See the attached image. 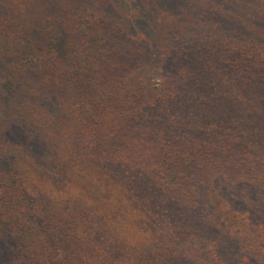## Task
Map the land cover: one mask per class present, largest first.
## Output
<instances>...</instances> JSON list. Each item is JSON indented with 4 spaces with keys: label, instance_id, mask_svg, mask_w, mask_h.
I'll list each match as a JSON object with an SVG mask.
<instances>
[{
    "label": "rangeland",
    "instance_id": "obj_1",
    "mask_svg": "<svg viewBox=\"0 0 264 264\" xmlns=\"http://www.w3.org/2000/svg\"><path fill=\"white\" fill-rule=\"evenodd\" d=\"M12 1L9 5V0H3L0 9L8 16L7 25L13 34L20 31L18 24L23 23L26 12L32 16V13L42 11L49 18L45 26L54 25L53 32L44 26L37 40L29 45L39 67H30L26 86L32 91L34 84L37 87L36 113L45 111L41 106L44 103L56 116L50 119L41 117V123H37V119L30 120L15 116V112L0 111V154L5 160L0 166V174L5 175L9 170L18 168L24 172V181L29 183L28 199L35 198L31 189L37 184L45 188L39 190L41 198L57 194L62 203L71 202L68 198H72L73 205H79L82 213L87 207L82 203L84 195L76 186L88 184L84 174L95 177L100 174L103 177L109 171H115L111 178L117 187L129 182V174L122 173L124 169L119 171L114 163L111 164L113 161L106 157L110 155H94L85 149L80 143L85 142L84 131L76 140L66 133L69 126L65 122L66 113L73 115L77 111L70 93L86 88L87 94L92 97L99 88L110 89L111 84L129 69L135 71L141 66L147 68V72L153 69V86L162 90L166 85L171 94L179 96L185 91L186 96L198 100L201 109L197 111L195 106L185 105L184 100L174 103L176 97H173L168 119L164 115L167 111L164 106L168 102L162 95L158 106L148 105L141 127L155 129L166 123L169 128H177L181 119L188 117L193 124H200L203 132L200 137L190 136L186 140L182 137L184 130H179L177 139L172 142L177 156L187 150L194 151L198 144L204 143V152L198 153L196 161L213 158V162L208 163L211 168L216 161H223L225 167L228 165L230 171L236 174L230 176L227 170V173L211 179L203 178L198 188L200 192L195 194L196 191L192 190L188 195L186 208L202 212V218L212 224L215 231L206 240H200L197 233L188 231L186 251L191 255L202 251V264H264V247L249 252L244 246L246 225L254 229L264 227V168L256 167L263 160L264 151L261 153L262 150L258 151L249 144L246 148L243 144L236 146L245 138L254 146L264 141V97L258 93L264 84V62L259 63L248 55L243 57L239 52L241 48L264 44V13H254L246 4H250L251 0H40L29 11L23 6L12 5ZM93 9L100 15L101 23L93 31L85 29L83 24H77L79 27L73 30L70 12L92 13ZM135 11L139 12L136 17L139 25L131 30L124 29L128 13ZM137 31L142 32V37H137ZM11 38L14 40V37ZM11 38L6 43L10 44ZM62 42L71 47L74 55L86 53L84 61L63 74L65 88L60 87V69L40 67L49 58L55 60V45L61 46ZM138 48L144 50L143 54L139 55ZM5 57V65H0V76L5 75L6 66L14 64L16 59L10 57L7 51ZM179 60L185 65H179ZM238 74L248 95L232 97L223 84L226 81L233 84ZM26 86L24 88V83L18 86L21 97H27ZM8 100L5 104L12 108L13 98ZM210 105L220 110L221 115L208 117L210 115L205 110H210ZM175 114L180 118L174 117ZM205 125L216 127L207 129ZM210 137L214 138L213 141ZM233 141L234 145L226 150L217 147L218 144L228 146ZM214 145L218 149L212 155ZM192 171L185 170L183 178ZM190 176L187 178L189 185L193 183ZM11 179L17 177L12 176ZM123 194L128 196L129 191L125 190ZM165 196L168 197V194ZM134 198L127 197L132 209L128 220L133 229L139 230V236L131 234V244L136 243L140 247L143 245L140 241L145 237L180 233L182 227L189 230L187 221L175 211L159 213L156 206L145 205L140 212L136 209ZM94 211L96 216L99 215L98 210ZM246 218L250 219L249 224ZM146 224L148 234L141 230ZM4 239L0 236L1 241ZM11 243L17 253L3 264L21 262L19 256L26 258V264H38L29 259L30 244L20 248L14 241ZM158 259L150 261L158 263ZM163 264L172 262L169 260Z\"/></svg>",
    "mask_w": 264,
    "mask_h": 264
},
{
    "label": "trees",
    "instance_id": "obj_2",
    "mask_svg": "<svg viewBox=\"0 0 264 264\" xmlns=\"http://www.w3.org/2000/svg\"><path fill=\"white\" fill-rule=\"evenodd\" d=\"M35 2L39 4L40 0H13L12 5L23 6L29 11ZM1 4L3 0H0ZM246 4L251 6L254 13H264V0H251L250 4ZM91 11L92 13L70 12L72 29L78 28L77 24H83L85 29L93 31L101 22L100 15L94 13L96 10ZM28 14L26 12L25 20L18 24L20 31L15 35L9 31L8 16L0 9V65H5L6 51L10 53V57H16L14 64L6 66L5 75L0 76V111L11 112V114L15 112V116H24L30 120L37 119L36 122L41 123V117L50 119L56 115L50 112L48 105L44 103H41V106L46 112L41 110V113H36L37 87L34 84V91H32L26 86V81L30 67H39L36 65V58L31 55L29 45L37 40L49 18L42 11L32 13V16ZM138 15L137 11L128 13V21L123 28L131 30L137 27L140 23L136 18ZM49 21L52 23L51 19ZM53 27L52 24L51 27L45 26V29L53 32ZM11 37H14V40ZM137 37H142V32L137 31ZM8 38L12 40L10 44L6 43ZM262 39L264 41V36ZM132 47L135 46L132 45ZM55 48V60L49 58L40 67L50 69L54 66V70L60 69V87L65 88L63 74L66 75L71 67L78 66L80 61H84L83 56L86 53L81 56L74 55L71 47L66 46L64 42L61 46L56 44ZM138 49L139 55L143 54L144 50ZM239 52L243 57L248 55L259 63L264 62L263 43L254 48H241ZM180 64L185 65L179 60ZM147 71L148 69L144 66L136 68L135 71L129 69L124 76L118 77L114 84H111L112 88H99L92 97L87 94L86 88L70 93L71 102L75 103L77 111L73 115L66 113L65 122L69 125L66 133L76 140L81 136L80 132L84 131L85 142L80 141V143H83L88 152L94 155L95 153L110 155L106 156L109 161H113L110 163H114L119 171L120 168L124 169L122 173L129 174V182H125L124 185L118 183L121 188L117 187L111 178V174L115 171H109L103 177L100 174L96 177L84 174L88 184L81 183L76 186V189L84 195L82 203L87 207L82 213L79 205H73L72 198H68L71 202L65 203L61 202L57 194L45 196L46 199L41 198L39 190H45V188L37 184L36 188L31 189L35 198L28 199L29 183L24 181V172L18 168L9 170L5 175L0 174V236L5 237L4 240H0V264L14 256L16 250L13 244H10L12 241L20 248L30 244L31 248L29 247L28 251L31 258L29 259L38 264H163L169 260L172 264L204 263L202 251L193 252L192 255L186 251L189 245L186 233L193 231L198 234L200 240H206L215 230L212 224L210 225L202 218V212L186 208L189 203L188 195L192 190L196 191L195 194L200 192L198 188L201 187L203 178L211 179L227 173V170L230 176H234L235 173L230 171L228 165L225 167L223 161L215 160L213 168L208 164L213 162V158L211 160L202 158L196 161L195 159L199 158L198 153L204 152V143L198 144L194 151L187 150L177 156L172 142L177 139L179 130H184L182 137L186 140L190 136L200 137L203 132L200 124H193L188 117L182 118L180 125L178 127L175 125L177 128H169V124L166 123H161L160 127L155 129L151 126L141 127L148 105L158 106L162 95L168 102L164 106V110L167 109L164 115L168 119L169 109L173 106V97H176L174 103L184 100L185 105L191 104L197 111L201 109L198 100L186 96L185 91L179 96L171 94V90L166 85L162 90L153 86L155 72L153 69ZM23 83L24 88L26 86L27 97L20 96L22 92L19 91L18 86ZM223 85L232 97L248 95L239 80V74L233 84L226 81ZM258 93L260 97H264V84L258 89ZM8 98H13L12 108L5 104L9 101ZM210 107V110H205L210 115L208 117L221 115L220 110L215 106L210 105ZM173 111L175 113V110ZM174 117L178 115L175 114ZM173 123L172 126H174ZM205 127L213 129L216 126L205 125ZM262 138L264 139V135ZM213 139L210 137L211 141ZM243 140L244 142L238 141L236 146L241 147L243 144L246 148L249 144L258 151L262 150L261 153H263L264 141L254 146V143L247 138ZM234 143L233 141L228 146L218 144L217 147L226 150ZM217 147L213 146L212 155L215 154ZM85 156L87 157L86 154ZM244 156L248 157V154ZM4 163L5 160L0 154V166ZM256 167L264 168V154L263 160L259 161ZM92 168L98 169L96 166ZM185 170L193 171L183 178ZM12 176L17 179H11ZM189 176L191 182L193 181L191 185L187 183ZM125 190L129 191L128 196L123 194ZM165 194H168V197ZM134 196L136 209L140 212L145 205L151 208L156 206L159 213L175 211L187 221L189 230L182 227L180 233H159L149 239L145 237L140 241L143 244L140 247L136 243L131 244V234L139 236V230L133 229L128 220L132 209L127 197L132 199ZM94 209L99 211V215H95ZM246 223H250L249 218H246ZM245 228L247 229L245 250L259 251L264 247L262 231L264 227L254 229L246 225ZM141 230L144 234H148V225L146 224ZM19 258L21 262L16 264H26V258L20 256ZM156 258H159L158 263L150 261Z\"/></svg>",
    "mask_w": 264,
    "mask_h": 264
}]
</instances>
